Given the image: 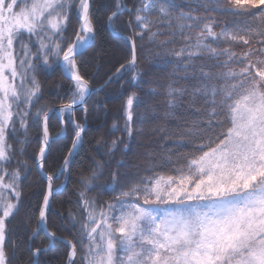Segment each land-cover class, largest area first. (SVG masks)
Segmentation results:
<instances>
[{"label":"snow or ice","instance_id":"1","mask_svg":"<svg viewBox=\"0 0 264 264\" xmlns=\"http://www.w3.org/2000/svg\"><path fill=\"white\" fill-rule=\"evenodd\" d=\"M101 18L123 57L105 84L128 73L139 89L142 59L165 73L148 81L158 102L138 113L141 99L130 91L112 130L132 138L137 121L151 123L172 144L159 159L149 153L136 178L118 162L106 185L108 161L94 159L64 217L71 235L61 236L49 214L85 143L87 98L99 92L82 64ZM43 69L69 82L56 108L40 103ZM69 127L66 155L46 171ZM122 142L107 143L108 154ZM31 168L46 186L27 217L34 226L17 235ZM104 187L111 199L89 196ZM58 245L63 264H264V0H0V264H42Z\"/></svg>","mask_w":264,"mask_h":264},{"label":"trees","instance_id":"2","mask_svg":"<svg viewBox=\"0 0 264 264\" xmlns=\"http://www.w3.org/2000/svg\"><path fill=\"white\" fill-rule=\"evenodd\" d=\"M105 0H97V3H104ZM127 17L122 18L126 19ZM122 22V21H121ZM75 27V24L70 26L69 31ZM104 19L100 20V35L97 39V45L95 48L90 49L88 53L83 57L82 72L91 79L92 88L99 89V92L91 95L87 100L88 119L86 123V135L85 143L83 144L79 153L73 157V163L70 169V175L67 180L65 177H61L57 183H64V188L57 193L53 201V206L49 214L48 227L51 230L57 231L61 236H70L71 229L64 225V217H66L70 208L75 210L74 203L77 200L76 193L80 189L79 180L81 176L87 175L91 169L94 159H101L108 161V169L104 175V178L100 183L106 185L111 183L110 172L116 170L118 162H123L119 167L121 174L126 175L129 178H136L143 173L145 165V157L149 153H155L156 158L159 159L164 153V149L171 147V141H161L160 137L153 134L152 129L154 124L145 123L140 125L139 121L134 128V135L132 138H128L126 134L120 131L112 130L113 120H118L122 126L121 119V107L127 94L135 90L137 91L140 99L141 106L137 110L138 113H143L148 104H154L158 101L147 95L148 81L152 79H162L165 75L163 64L159 61L152 64L142 62L140 68L143 69L144 77L143 83L139 89L134 86H130L126 81L130 80V74L125 73L122 79H113L112 82L105 84L108 76L112 75L115 68L118 66V61H122L123 57L120 52V47L116 41L112 40L109 33L104 30ZM143 57V54H141ZM150 58L155 60L154 56ZM42 87L41 104H48L49 106L56 108L59 106L60 99L65 96L69 82L63 79L59 71H53L49 69H43L38 73ZM123 85V88H121ZM103 87V88H101ZM82 116V111H77L76 118L79 119ZM175 123V122H173ZM51 127L53 133L59 130L58 121L53 119L51 121ZM36 133H33L35 136ZM72 138L71 127L68 128L67 137L62 139L59 144L53 145V155L49 157L46 165V171L49 168H59L63 156L66 155L65 149L70 146V140ZM119 138L123 142L119 144L118 149L114 155H109L107 152V143L112 139ZM102 139V143L105 147L101 148L97 144L98 140ZM125 144L128 145L125 150ZM98 149L100 155L97 154ZM37 151L35 145L30 146L27 149L28 157L34 156ZM140 157V166L135 165V162ZM32 161L29 160V164ZM45 181L41 179L35 168H31L29 174L23 179V206L20 213L13 221V227L17 229V235H27L30 231V227L34 226L35 218L31 221L27 219L31 215V211H35L36 202L40 199V193L45 188ZM114 193L109 188H100L93 190L89 193V196L96 198L99 202L103 203L113 197ZM31 210V211H30ZM38 214V213H37ZM39 246V241L37 242ZM42 264L44 260H51L52 264H63V246L58 245L56 253H50L48 257H42Z\"/></svg>","mask_w":264,"mask_h":264},{"label":"rangeland","instance_id":"3","mask_svg":"<svg viewBox=\"0 0 264 264\" xmlns=\"http://www.w3.org/2000/svg\"><path fill=\"white\" fill-rule=\"evenodd\" d=\"M135 158H136V161H134V159H132L133 162H135V165L140 166V165H141V164L139 163V162H140V157L138 158V160H137V157H136V156H135Z\"/></svg>","mask_w":264,"mask_h":264},{"label":"water","instance_id":"4","mask_svg":"<svg viewBox=\"0 0 264 264\" xmlns=\"http://www.w3.org/2000/svg\"><path fill=\"white\" fill-rule=\"evenodd\" d=\"M101 88H103V87H101ZM89 99V97L87 98V100Z\"/></svg>","mask_w":264,"mask_h":264}]
</instances>
